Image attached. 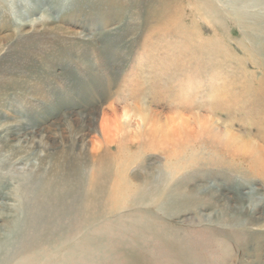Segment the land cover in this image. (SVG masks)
Instances as JSON below:
<instances>
[{
  "label": "rangeland",
  "instance_id": "rangeland-1",
  "mask_svg": "<svg viewBox=\"0 0 264 264\" xmlns=\"http://www.w3.org/2000/svg\"><path fill=\"white\" fill-rule=\"evenodd\" d=\"M229 131L264 148V0H0V207L67 154L82 188L50 223L72 239L10 264H264V168Z\"/></svg>",
  "mask_w": 264,
  "mask_h": 264
},
{
  "label": "bare ground",
  "instance_id": "bare-ground-1",
  "mask_svg": "<svg viewBox=\"0 0 264 264\" xmlns=\"http://www.w3.org/2000/svg\"><path fill=\"white\" fill-rule=\"evenodd\" d=\"M203 120H204V124H203L204 127L203 128H207L208 131L211 130L210 132L213 131V133H214V129L212 128L213 126H211V124H213L211 122V121H213L212 118L211 117H210V119L209 118H205V119L203 118ZM171 128L173 129L174 132H176V133L179 132V127H177V124H175L174 122H173V125L171 126ZM102 131H103V133L107 139L113 140L112 137H114V135H113L114 133H112L109 124L107 122H105V120L102 123ZM217 133H219V132H217ZM219 134H221V137H219V138L215 137L219 144L221 143L222 145L224 144L225 146L229 147L230 150L235 152L236 156L239 154L249 155L253 160V162H251L250 164L252 165V163H253L254 166H255L254 163H255V161H257L258 156H259V158H261V162H259V163L264 168V148L261 145H259L258 143L254 142V141L245 142L243 138L237 136L236 134H234L233 132H230V131H229V133H227V135L222 134V133H219ZM231 137L237 138L238 140H241L242 142H245V143H241L237 140L235 142L234 141L235 139H233ZM161 138L167 139V138H169V135L164 133V135L162 134ZM166 139H165V141H166ZM167 141H168V139H167ZM239 143H241V144H239ZM152 145H154V144H152ZM117 152L119 153L120 151L116 150V153ZM67 155H64L62 157L63 158L62 160L57 159V161L53 164V170L46 173V179H45L46 181H44L45 185H46L45 189L40 188V186H44V185H39V184H38L39 187H38V185H36L35 187L33 186V188H30V190H28L27 188L24 187L25 189L22 191L23 193L21 192L22 193V200L21 201L19 200L20 201L19 204L14 206L13 204L2 203L3 206L0 207V216L6 215L9 218V220L4 225H1L2 228L4 227V231H3L4 233H0V264H10V262L13 261L12 259L14 257L12 255V253L10 252V250H11L10 248L13 244H17L16 240L18 239V241H19L20 237L25 240V246L28 243H32L31 241H33L35 239L34 237H32V235H39V233H41V230L42 231H49V234L46 237H48V236L50 237V235H52L51 231L54 232L55 234L53 233V235H55V236H53V237L55 239L57 238L56 240L55 239L54 240L55 241L63 240L64 241L63 244L69 242L72 239L73 234L75 233V230L77 229V227L74 225V223L69 221L71 219L70 217L67 216L69 214V209H68V213H65V215H66L65 219L62 221L60 219L58 222H56L58 220V219L56 220V217L58 215L56 212L58 210H60V211H62V213H64L63 211H67L64 209H67L66 207H69L67 205L70 203L69 201L71 198H69V197L72 196L70 194L75 193L77 191H80L82 189L80 187L78 181H77L78 180L77 179L78 178V171H76L77 169L75 170V168L73 166L72 159L69 158V156H67ZM106 157H109V152L107 154L104 153L102 156V158H106ZM64 163L66 164V167L64 166ZM60 179H62V180H60ZM59 180L62 181L61 182L62 184H60ZM95 184H97V185L99 184V182L96 181V178L93 179L91 185L93 187H95L96 186ZM101 187L102 188H100V189H103V185ZM41 192H43V196L45 194V196H46L45 201H47V203H49L47 205L45 203V201H42V203H45L46 206H45V204L40 203L41 201L40 202L35 201L41 196ZM46 194H48V195H46ZM85 195H86V193H85ZM15 196H17V194ZM43 200H44V198H43ZM37 203L42 204V205H40V207H38L39 205H37ZM10 206L14 209H17V211H13V210L11 212L6 211L7 208H9ZM88 206L90 207L89 204H88ZM39 208H41V210ZM95 214H98V211L93 213V214L92 213L89 214L88 219L91 218ZM53 219L56 220L55 223H58V227L56 229H53V227L50 226V223L52 222ZM86 219H87V217H86ZM61 225H63L64 227L61 228ZM56 235H58V236H56ZM20 242H22V241L20 240ZM22 247L24 248V246H22ZM36 250L38 252L40 250V247H36ZM35 252L36 251H34V253H33V255H34L33 259L27 258V256H21L20 258H17L16 264H34L32 262L36 261L34 259H36L37 254L42 253L43 251L42 252L39 251L38 253L36 252L37 254ZM39 263L40 262L38 260L37 264H39Z\"/></svg>",
  "mask_w": 264,
  "mask_h": 264
}]
</instances>
